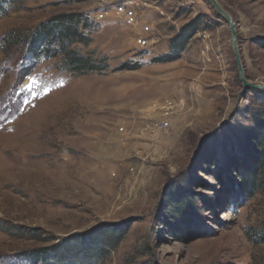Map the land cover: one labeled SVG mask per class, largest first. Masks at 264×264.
I'll return each mask as SVG.
<instances>
[{
	"label": "rangeland",
	"instance_id": "obj_1",
	"mask_svg": "<svg viewBox=\"0 0 264 264\" xmlns=\"http://www.w3.org/2000/svg\"><path fill=\"white\" fill-rule=\"evenodd\" d=\"M123 1L11 0L0 16V264L102 227L125 233L86 264H264V178L247 196L236 173L255 154L264 95L241 85L228 23L207 0H140L152 28L140 38L96 18ZM216 1L246 79L264 84V0ZM76 13L90 44L73 49L105 70L74 75L56 58L22 75L2 39Z\"/></svg>",
	"mask_w": 264,
	"mask_h": 264
},
{
	"label": "trees",
	"instance_id": "obj_2",
	"mask_svg": "<svg viewBox=\"0 0 264 264\" xmlns=\"http://www.w3.org/2000/svg\"><path fill=\"white\" fill-rule=\"evenodd\" d=\"M11 0H0V16L5 15V7ZM218 17H221L218 14ZM199 20L195 19L184 26L179 35L172 39L175 55H166L165 61L174 60L183 51L184 45L191 34L198 31ZM88 19L82 14H61L34 26L26 33H11L2 39L6 54L19 50L21 74L28 75L29 69L41 61L60 58V67L71 74L92 75L105 70L93 60L92 56L80 54L73 46L86 47L90 37L84 35L89 30ZM7 37V38H6ZM11 53V54H12ZM19 68V66H18ZM123 69L131 68L124 64ZM264 95V91L256 92ZM256 127L254 136L255 154L249 161H244L236 167L242 194L252 196L261 187L264 178V111L253 116ZM184 210L179 213L183 218ZM124 228H106L95 230L84 236H71L61 240L45 250L35 251L28 256L33 264H86L92 258L104 257L107 252L117 247L124 236ZM259 237V236H258Z\"/></svg>",
	"mask_w": 264,
	"mask_h": 264
},
{
	"label": "built area",
	"instance_id": "obj_3",
	"mask_svg": "<svg viewBox=\"0 0 264 264\" xmlns=\"http://www.w3.org/2000/svg\"><path fill=\"white\" fill-rule=\"evenodd\" d=\"M147 5L140 0H124L118 4L100 8L96 18L97 20L105 19L110 21L111 18H114L113 21H118L123 27L138 28L137 36L142 38L143 34H150L152 32L148 21L144 23L140 22L141 13H145V9H149V5ZM104 8H108V10ZM147 48L149 47L143 44L138 50H146Z\"/></svg>",
	"mask_w": 264,
	"mask_h": 264
},
{
	"label": "water",
	"instance_id": "obj_4",
	"mask_svg": "<svg viewBox=\"0 0 264 264\" xmlns=\"http://www.w3.org/2000/svg\"><path fill=\"white\" fill-rule=\"evenodd\" d=\"M207 2L213 7V9L221 16V18L226 21L230 28L231 33V42L233 46V52L235 57V62L237 66L238 76L239 80L241 82L242 87L245 90H255V91H264V84L262 83H254L250 82L246 79L243 67L241 64V59L239 55V51L236 44V31H235V25L231 19V17L228 15V13L218 4L216 0H207Z\"/></svg>",
	"mask_w": 264,
	"mask_h": 264
},
{
	"label": "bare ground",
	"instance_id": "obj_5",
	"mask_svg": "<svg viewBox=\"0 0 264 264\" xmlns=\"http://www.w3.org/2000/svg\"><path fill=\"white\" fill-rule=\"evenodd\" d=\"M104 100V99H103ZM116 135V134H115Z\"/></svg>",
	"mask_w": 264,
	"mask_h": 264
}]
</instances>
